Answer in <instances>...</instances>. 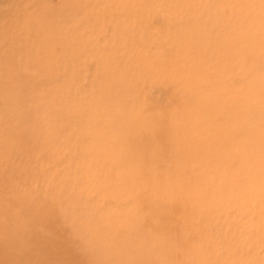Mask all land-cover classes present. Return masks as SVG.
<instances>
[{"label":"rangeland","instance_id":"1","mask_svg":"<svg viewBox=\"0 0 264 264\" xmlns=\"http://www.w3.org/2000/svg\"><path fill=\"white\" fill-rule=\"evenodd\" d=\"M177 56L181 58L177 68L184 69L176 76H188V86H197L196 91L201 92L185 93L180 102L173 90L178 85L177 77L170 74L176 66L168 61ZM106 62L114 75L116 69L127 70L121 92L114 95L115 103L123 106L116 107L117 111L112 108L107 119L104 116L109 125L117 121L124 126L138 118L134 109L137 100V105L145 103L146 115L156 108L185 112V118L179 117L184 124L181 132H186L192 158L181 170L191 168L185 175L180 169L172 174L180 187L166 195L187 192L190 188L185 186L186 191L181 185L185 181L181 177L187 175L194 194L213 187V192H202L203 197L217 201L225 198L212 209L203 207L215 217L217 230H210L207 237L217 238L216 252L201 253L205 255L202 260L196 254L199 242L182 240L181 253L192 252L187 264H207L206 260L214 264H264V90L256 94L264 86V0H0V217L5 215L1 205L5 212L7 207L14 211L28 209L38 217V226L28 231L29 236L35 233L39 237L33 243L26 241L31 250L36 247L37 253L33 256L28 252L26 264H58L60 259L72 262L74 258L85 262L104 255H110L113 264H180L183 258L171 256L160 241L156 244L152 233L146 237L150 233L144 227L146 221H141L142 228L139 222L131 224L136 216L131 204L136 203L121 194L129 192V182L110 188L117 193H109L107 198L94 181L82 182L83 177L118 181L119 171H125L126 165L95 174L99 163L91 160L90 153H104V148L94 149L93 143L82 141L80 136L89 132L60 128L66 123L60 116L73 109L80 111L79 118L86 116L82 120L74 118L83 126L102 117L92 107L100 99L113 98L105 89L110 86L102 69ZM152 73L155 76L151 79ZM193 75L201 80L193 82ZM217 93L228 101L225 110L236 108L241 112L223 116L220 101L211 98ZM129 94L135 102L129 101L133 97ZM106 106L103 108L108 110ZM209 106L223 116L222 122L230 121L238 130L233 131L234 145L226 149L227 165L213 161L218 154L216 148L203 146L198 152L202 147L193 146L205 131L191 128L210 126V118L207 122L200 119ZM42 122L48 126L45 131L31 126ZM53 131L58 134L51 138ZM179 132H173L174 136ZM32 136L39 140H30ZM155 144L159 145L157 141ZM241 146L244 149H239ZM235 152L248 159L237 161L235 166ZM154 162L171 164L157 157ZM231 166H235L232 172ZM147 167L154 171V165L147 163ZM158 167L164 183L171 181L167 168ZM207 170L213 171L210 178L202 176ZM199 179L206 184L198 187ZM145 190L151 193L153 188L146 185ZM118 193L122 198H115ZM242 194L252 201L245 202ZM55 200L63 201L60 215L53 209ZM127 203L131 209L124 206ZM118 221L129 225L119 237L115 232ZM63 229L65 239H69L60 247V254L55 247L62 242L59 235ZM73 237L79 238L77 242H71ZM8 240L0 241L5 246L3 251L11 249L14 240ZM126 240L133 246L127 247L130 251L123 256L119 249ZM218 258L222 259L220 263ZM5 260L7 263L0 264H21L11 257Z\"/></svg>","mask_w":264,"mask_h":264},{"label":"bare ground","instance_id":"2","mask_svg":"<svg viewBox=\"0 0 264 264\" xmlns=\"http://www.w3.org/2000/svg\"><path fill=\"white\" fill-rule=\"evenodd\" d=\"M180 59H179V56H177V57L169 58L168 61L169 60L171 61L172 66L173 65L176 66L180 64ZM107 64L108 62H106L103 65L102 69L104 70V73L107 76V79H108L107 83L110 86H105L107 87L105 89L109 92L107 96H112L113 98L111 100L100 99L101 101L92 107L93 109L97 111L98 115H102V117L96 118L95 123L90 121V122H87L83 126L81 121L78 122L74 120V118H76L77 116H78L77 118L81 116L80 111H76L75 109H73L72 111L65 113L64 116H60V119H63V120L66 119V123H62V125L60 124L61 125L60 128H66V131H72V132L75 130L79 131L78 129H80L84 133L89 132L90 135L80 136L82 137L81 138L82 141L88 144L93 143L92 147L94 149L95 147L104 148V153L102 152H91L90 153L91 160H94L99 163V167L94 171L95 174H98L101 170L106 172L107 170L118 168L121 165H126L127 169L125 171L123 170L119 171V174L117 177L118 181H101V180L97 181V179H93L91 181L89 177H83L82 182L84 183V181L85 182L89 181L88 183H90L94 181V183H96L99 186V188H101V191L104 192L105 198L108 197L109 193L110 195L112 193H117L111 190H114L115 187L120 186V183L129 182L130 185L126 187L127 191L129 192L128 193L121 192V194L123 195V197L130 196L131 198H133L132 199L133 201H131V203H134V202L136 203V204H131L134 207L135 209L134 213L136 214L135 219L130 220L131 224L135 225L139 222L140 224L139 227L142 228L141 221L142 220L146 221V224L144 227L147 228L150 232L148 234L146 233V237L151 235L152 233V235L155 237V240L157 241L156 244L159 245L158 242L160 241L163 247L167 246L168 253L171 256L181 255L183 258L180 260V264H187L188 263L187 258L192 257V252H187L184 254L181 253L182 249H180L179 247V246H182L181 241L188 240L189 238L191 239V241L193 239H196L197 243L199 242V245H197L196 254L200 255L199 258L204 260L205 255L201 253H204L207 251L213 252V250H215L214 249L215 240L217 239L215 237H207L208 232L212 229L217 230V228H215L216 226L215 217L212 215H208L209 210L204 211L203 207H207L208 209L211 207H214L212 206L213 204L215 203L221 204L225 198H223L222 201L221 200L217 201L216 199H211V198L209 199V197L207 196L203 197L205 196V194H201V193L207 190H208L207 192H213L214 191L213 187H211L210 189H206V188H201V190L199 189L201 195L194 194L196 193V190L192 192V190L194 189H191V188L194 185H191L190 183L189 179L191 177H186L187 175L183 176L187 172H190L191 167L189 168V171H183L181 169H183L184 166H188L192 158V151L190 147L186 145L188 142V141L186 142V138H185L186 132H181L184 124L182 123V120L179 117L185 118V112H182V111L178 112V110L174 109L173 111L172 110L167 111L168 112L167 113L166 111L162 109L156 108L155 112H152L151 114L146 115L145 111L147 110V107L145 103H142V105H137L138 100L135 102L134 96L129 94V96L130 95L133 96V97H129V101H133L137 103V104H134V109L135 111L138 112V115H137L138 118H135V120L132 123L124 125V126L118 125L117 121L115 123L109 122L110 123L109 125L106 122V120L104 121V116H106V119H107L110 112H112V108H114L117 111L116 107L123 106V104L119 105L115 103L114 95L121 92L122 87L124 85L123 80H125V78L127 77V70L124 68L116 69L117 73L116 75H114L112 73V69L107 68L106 66ZM149 66L151 67L153 65L151 64ZM153 68L154 69L158 68L159 70L162 71L161 73L166 74L163 71V69L159 68V66L158 67L153 66ZM183 69L181 70L183 71ZM181 70H179L177 66H176L175 71L170 69V74L177 77L178 85H176L173 90L175 93V97L176 96L178 97L179 102L181 101L185 93H194V94L201 93V92L196 91L197 86L192 87L190 83L188 86V82H189L188 76L187 77L176 76V73L177 74L181 73L180 72ZM154 74L155 73H152L153 77L151 76L150 77L151 79L154 78L155 76ZM192 77H193V80H192L193 82L201 80V77H199V79H196L197 76L195 75H193ZM111 80H114V84H112L113 81ZM179 85H180V88H179ZM262 90H264V86L257 89L256 91L257 96ZM252 94H253L252 102H255L254 101V91H252ZM107 96H104V97H107ZM213 96L215 97L211 96V98H215L214 100L218 99L220 101V104L218 105V107L220 108L221 114L223 116L229 115L230 112L232 113L241 112L240 109H236V108H233V109L229 108L225 110L224 108L226 104H228V101H226L224 98L218 97V93L213 94ZM105 103L107 104L106 107H110L108 110H105L103 108V105ZM262 106L264 107V104ZM103 110H104V113H103ZM247 110L249 109L247 108ZM222 115H217L215 111L210 110V106H209L206 111L201 112L200 119L202 121L207 122L208 118H210V121H211L210 126L207 129H203V130L196 128V127L191 128V131H205L201 134V137L195 141L193 146L198 147V148L202 147L201 150L198 149V152L203 150V146H206V149L209 148L212 150L213 148H216L218 150V154L216 156L213 155L215 156L213 161L215 162V164H219V165H222L227 160H229V155L226 152V149L229 145H234L233 139L236 137L235 135L236 133L233 131H238L234 126H232V123L230 121L222 122L221 120H224ZM85 117L86 116L84 115L82 118H79V119L82 120ZM71 120H74V121L71 123ZM36 125L42 131H45L46 128H48L45 122H42V124L40 123L32 124L31 126L33 129H35ZM191 126H193V123L187 124L184 131H187V128ZM175 131H180V132L178 134L176 133L175 134L176 136H174L173 132ZM55 134L57 135L58 132H54V131L51 132V138L55 136ZM32 138L35 139L36 141L39 140L37 136H32L30 140H32ZM41 138L42 137L40 136V139ZM156 141L159 143V145L155 144ZM81 144L82 143L80 142V145ZM240 148H242V146L239 147V149ZM221 149H225V151H221ZM106 150L109 151L107 154H106ZM212 150H209V151H212ZM240 152L234 153L235 161L233 162L235 166H238L237 161H241L242 159L246 161L248 159L246 156H243V154L241 155ZM242 152L244 153V150ZM156 157L158 160L170 161L171 164H166L165 162L163 165L155 164L154 160L156 159ZM88 160L89 159H87V161ZM143 162L145 164L148 163L149 165L150 164L154 165V171H153V168H150V167L144 168L145 164ZM228 162H226L225 165H227ZM158 165L167 168L166 171L167 173L171 175L170 176V178L172 179L171 181H169L168 183H164L165 179L160 174V168L158 167ZM235 166L233 167L231 166L230 168L231 172ZM177 169L178 170L180 169L181 173L183 174L182 175L183 177L181 178L185 179V181L181 183L182 188L183 187L185 188L186 186V188H190V189L188 190L186 188L185 189L183 188L184 190L186 191L188 190V191L183 192L182 190V192H177L173 197H169L166 195L168 191H170L171 189L180 187V185L176 183V180L172 177V174H174L177 171ZM212 172L213 171L207 170V173L204 174L203 172L202 176L207 175V177L205 176V178H210ZM215 173L218 174L219 172L217 171ZM221 177H224V176H221ZM184 183H187L188 185H184ZM197 184H198L197 186L199 187V186L205 185L206 182L202 179H199L197 180ZM146 185L153 188V191L151 193L145 190ZM52 187L54 190L55 185L54 186L52 185ZM58 188L59 187L57 186V189ZM110 188L111 190H109ZM218 188H221L220 185ZM3 189L5 190V188ZM49 190H51V188ZM131 190L132 192H130ZM57 191L59 190H56V192ZM223 192L224 191H222V193ZM58 193L62 194V190H60V192ZM121 194L120 193L116 194L115 198L117 199L122 198ZM211 194L209 195L212 196ZM143 195H146V197H144ZM242 196L245 202L252 201L251 200L252 198H248V196L243 195V194ZM237 198L239 199V201H241L240 196H238ZM111 201L114 202L113 199H111ZM62 202H63L62 200H57V201L55 200V203H54L55 208L53 209H57V213H59V215L62 214L64 210V208L62 207ZM234 203H236L235 200H234ZM236 204H238V202ZM235 205L233 206L235 207ZM124 206L131 209V206L128 205V203L125 204ZM217 206L219 205H216V207ZM1 207H2L1 213H4L5 215L7 213L8 214L7 216L4 215V217H0V224H1L0 241L3 240L4 242H7L8 239L14 240V241L11 243L12 245H10L9 247L11 248L9 249L10 251H7V250L3 251L5 246L4 245L2 246V243L0 242V263L3 261L7 263L5 259L11 257L21 264L22 263L26 264L27 260H24V257L27 256V253L30 252V255H33V256L36 255L37 253L35 249L36 247H33L32 250L30 249L29 242L33 243V241L37 240L36 237H39L35 233H34V236L33 235L29 236L28 229H30V227H37L39 223V219L36 215L33 216L28 209L23 210V211L21 209L18 211H14V208L10 209L9 207H7L5 209H7L8 212H5V210L3 209L4 206L1 205ZM225 210L226 208L224 209V211ZM216 212H219V211H216ZM129 216H130V213H129ZM130 219H132L131 216H130ZM19 229H27V230H19ZM128 229H129L128 224H124L122 221H118L116 223V228H115L117 237H119L121 233L127 232ZM64 233H66V230L60 233L61 235H59V240H62V242L55 247L59 253H60V247L63 246L62 244H64L69 239V238L65 239ZM153 236L151 237L153 238ZM42 238H44L45 240H49V238L51 237H46V238L42 237ZM73 238L75 239L71 241L72 243L77 242L76 240L79 239L77 237H73ZM81 239H85V237L81 236ZM205 239L207 240L205 241ZM26 241H29V242H26ZM130 245L133 246L132 244ZM130 245L128 244L127 240L120 245L119 251L123 254V256L128 255L130 251L128 248H131ZM199 249H201L200 252H198ZM214 252H216V250ZM119 255L121 256L120 253ZM144 256L147 257L148 253L145 254ZM102 260L105 264H113L111 262L112 259L110 255L109 256L104 255L101 258H96L94 260H88L85 262L77 261V259L75 258L72 262H69L66 259L64 260L60 259L58 264H104ZM219 260L220 259L218 258V262L220 263L222 259L220 261ZM206 261H207L206 262L207 264H214L211 261H208V260ZM223 261H226V260H223ZM195 264H197V262Z\"/></svg>","mask_w":264,"mask_h":264}]
</instances>
